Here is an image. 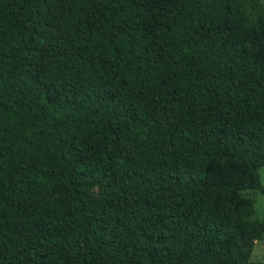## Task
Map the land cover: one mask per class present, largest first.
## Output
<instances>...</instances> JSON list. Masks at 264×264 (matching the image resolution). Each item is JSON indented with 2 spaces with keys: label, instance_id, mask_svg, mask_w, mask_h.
<instances>
[{
  "label": "trees",
  "instance_id": "16d2710c",
  "mask_svg": "<svg viewBox=\"0 0 264 264\" xmlns=\"http://www.w3.org/2000/svg\"><path fill=\"white\" fill-rule=\"evenodd\" d=\"M263 168L264 0H0V264H262Z\"/></svg>",
  "mask_w": 264,
  "mask_h": 264
},
{
  "label": "rangeland",
  "instance_id": "374dc122",
  "mask_svg": "<svg viewBox=\"0 0 264 264\" xmlns=\"http://www.w3.org/2000/svg\"><path fill=\"white\" fill-rule=\"evenodd\" d=\"M261 176L262 184L264 186V168L261 170ZM94 193L97 196H100L102 194L98 189H95ZM248 195L254 198V205L252 208H248L246 210V213L251 216H255L260 220H264V194L258 191H254L249 193ZM251 261L264 264V240H260L256 243Z\"/></svg>",
  "mask_w": 264,
  "mask_h": 264
}]
</instances>
